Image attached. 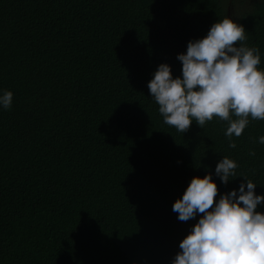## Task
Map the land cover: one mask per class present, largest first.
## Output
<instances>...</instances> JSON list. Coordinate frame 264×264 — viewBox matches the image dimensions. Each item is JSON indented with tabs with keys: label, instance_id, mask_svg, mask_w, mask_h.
I'll list each match as a JSON object with an SVG mask.
<instances>
[{
	"label": "trees",
	"instance_id": "obj_1",
	"mask_svg": "<svg viewBox=\"0 0 264 264\" xmlns=\"http://www.w3.org/2000/svg\"><path fill=\"white\" fill-rule=\"evenodd\" d=\"M225 17L264 71V0H0V264H172L202 215L172 210L191 179L212 173L217 202L244 182L223 157L264 195V120L230 148L226 121L181 133L148 88Z\"/></svg>",
	"mask_w": 264,
	"mask_h": 264
},
{
	"label": "clouds",
	"instance_id": "obj_2",
	"mask_svg": "<svg viewBox=\"0 0 264 264\" xmlns=\"http://www.w3.org/2000/svg\"><path fill=\"white\" fill-rule=\"evenodd\" d=\"M245 29L231 18L214 23L206 37L189 41L186 53L178 54L182 76L173 78L164 63L148 83L151 97L159 106L164 123L181 133L193 120L201 127L218 117L226 121L225 136L240 137L252 120H264V71L258 47H247ZM13 93L0 95V106L12 107ZM233 116L235 119H233ZM264 144V136L258 138ZM250 155H255L252 150ZM238 165L223 157L215 175L225 185L243 177L239 189L220 196L212 173L193 177L182 198L173 204L178 220L187 222L202 214L189 234L180 242L172 264H264V195H256L257 184L237 176Z\"/></svg>",
	"mask_w": 264,
	"mask_h": 264
},
{
	"label": "rangeland",
	"instance_id": "obj_3",
	"mask_svg": "<svg viewBox=\"0 0 264 264\" xmlns=\"http://www.w3.org/2000/svg\"><path fill=\"white\" fill-rule=\"evenodd\" d=\"M199 218H200V216H199Z\"/></svg>",
	"mask_w": 264,
	"mask_h": 264
}]
</instances>
